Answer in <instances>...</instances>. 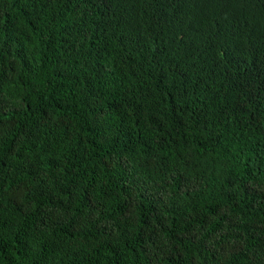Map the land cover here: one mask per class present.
Here are the masks:
<instances>
[{"label":"trees","instance_id":"obj_1","mask_svg":"<svg viewBox=\"0 0 264 264\" xmlns=\"http://www.w3.org/2000/svg\"><path fill=\"white\" fill-rule=\"evenodd\" d=\"M0 264H264V0H0Z\"/></svg>","mask_w":264,"mask_h":264},{"label":"rangeland","instance_id":"obj_2","mask_svg":"<svg viewBox=\"0 0 264 264\" xmlns=\"http://www.w3.org/2000/svg\"><path fill=\"white\" fill-rule=\"evenodd\" d=\"M195 6L197 7V5L195 4Z\"/></svg>","mask_w":264,"mask_h":264}]
</instances>
